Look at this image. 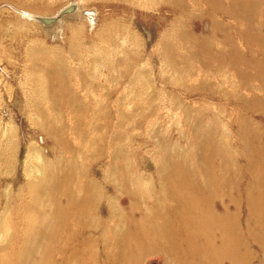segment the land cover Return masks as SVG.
<instances>
[{
    "label": "rangeland",
    "instance_id": "rangeland-1",
    "mask_svg": "<svg viewBox=\"0 0 264 264\" xmlns=\"http://www.w3.org/2000/svg\"><path fill=\"white\" fill-rule=\"evenodd\" d=\"M260 69L264 0H0V264H264Z\"/></svg>",
    "mask_w": 264,
    "mask_h": 264
},
{
    "label": "bare ground",
    "instance_id": "bare-ground-1",
    "mask_svg": "<svg viewBox=\"0 0 264 264\" xmlns=\"http://www.w3.org/2000/svg\"><path fill=\"white\" fill-rule=\"evenodd\" d=\"M211 1V3H213V1H215V0H210ZM218 3H220V0H216ZM246 1V0H245ZM219 7V6H218ZM184 8V6H182L181 7V9H183ZM217 8V7H216ZM225 7H224V5L222 4V5H220V7H219V12H218V10H216V12L217 13H219V14H225V15H227L225 12ZM252 14H254L252 11H250V16L252 15ZM249 16V18L251 19V17ZM245 37H247V40H249V39H253V37L252 36H250L249 35V33H247L246 35H245ZM253 41V40H252ZM248 42V41H247ZM259 73L260 74H262L263 75V71L260 69L259 70ZM264 76V75H263ZM250 142H252V141H255L254 139L253 140H249ZM252 146H258V148H259V144H257V145H254V142H253V144H252ZM252 146H250V147H252ZM247 149L249 150V147H247ZM245 147H244V151H245V154H247V156H248V154H249V151L247 150ZM258 156H259V153H256ZM250 155L251 154H249V156H248V158L250 159V160H252L251 159V157H250ZM120 156V155H119ZM254 157V156H253ZM255 158V157H254ZM252 162L254 163L253 164V166L255 165V163H256V158L255 159H253L252 160ZM173 163H174V165H175V163H177V162H174L173 161ZM125 165V164H124ZM170 165H172V161H170V163L168 162L167 163V165H165L164 164V166H162L161 168H160V164L158 165V167H157V175H159V176H161V178L162 179H164L165 178V176H164V174H165V171L163 170L165 167H169ZM128 169V168H127ZM109 170V169H108ZM173 170V169H172ZM251 172V174H253V173H255L256 171H250ZM257 174H258V172H256ZM52 178V174H50V175H48L46 178H45V181H40L37 185H35V187H36V192H34V199H35V201H36V203L38 204L39 203V206H40V208H44V205H43V203H42V195H41V192H42V190H43V188L44 187H47L48 186V184H49V179H51ZM173 176H172V173H171V175H170V181L171 180H173ZM49 191V194L50 195H53V190L52 189H49L48 190ZM65 193L66 194H68V190H66L65 191ZM68 198H70L69 196H68ZM53 200H55V202H56V210H58L59 212H56L55 213V215L54 214H52V216L54 215V217H53V219H52V221H51V230H47L44 234H46V235H48V234H51L52 232H53V226H52V223H54V222H56L59 218H60V216L62 215V213H63V211H62V209H61V206H60V202H57V198L54 196V198H53ZM262 208H263V206H261L260 208H259V210H262ZM44 216V215H43ZM260 217V219H261V222L263 223L264 222V216H259ZM32 231V232H31ZM35 227H34V225H30V229H28V232H27V234H29L28 235V238H29V244H28V246L27 247H24L23 248V250H24V252H25V254H29V253H31L32 252V255H36V254H38L39 253V249H38V247L33 243V241L34 240H36V237L38 236V235H40V233L42 232V231H38V233L35 235ZM263 239V238H262ZM170 243H171V240H170ZM171 246H167L166 247V249H165V251H167V254L168 255H170L171 254V257L172 258H174L175 260H178L179 259V257L181 258V256H180V247H179V240L178 239H174V241L172 242V244H170ZM205 252L207 253V255L208 256H214L215 257V259L217 260V258L218 257H220V258H228V259H235L236 261H238V262H241V263H243V264H246L247 263V261H248V257H246V256H243V255H239V254H237V253H231V254H226L225 252H224V250H228L229 252L228 253H230V252H234V251H232V250H234V249H232V248H222V250H220L219 249V247L217 246V248H215L214 249V246L212 245V243H211V241H210V239H208L207 241H205ZM262 247V246H261ZM138 249V248H137ZM263 249H264V246H263ZM212 253V254H211ZM45 254H46V251L44 252V256H45ZM140 254H143V252L142 251H140V253H138V255H140ZM24 260H25V262H24ZM21 262L23 263L24 262V264H29L30 263V260L26 257V255H25V257L24 258H22L21 259Z\"/></svg>",
    "mask_w": 264,
    "mask_h": 264
}]
</instances>
